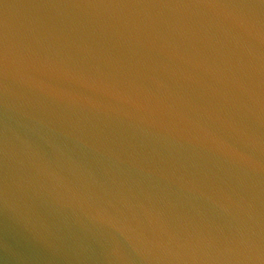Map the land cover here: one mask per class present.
<instances>
[{
  "label": "water",
  "instance_id": "water-1",
  "mask_svg": "<svg viewBox=\"0 0 264 264\" xmlns=\"http://www.w3.org/2000/svg\"><path fill=\"white\" fill-rule=\"evenodd\" d=\"M0 264H264V0H0Z\"/></svg>",
  "mask_w": 264,
  "mask_h": 264
}]
</instances>
